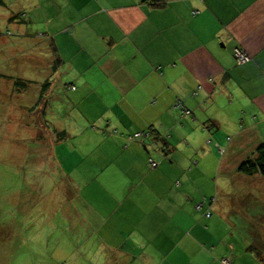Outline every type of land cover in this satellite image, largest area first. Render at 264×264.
I'll list each match as a JSON object with an SVG mask.
<instances>
[{
  "label": "crops",
  "instance_id": "1",
  "mask_svg": "<svg viewBox=\"0 0 264 264\" xmlns=\"http://www.w3.org/2000/svg\"><path fill=\"white\" fill-rule=\"evenodd\" d=\"M156 1L0 0L15 32L0 35V66L8 70L2 89L28 82L18 99L3 102L4 113L34 108L32 142L48 147L51 168L68 163L71 152L81 155L69 161L70 172L78 170L71 194L100 220V246L129 264L142 251V264H180L175 236L196 227L201 199L214 194L221 203L210 209L231 219L223 207L228 188L251 179L261 190L264 183V175L239 170L264 144V0ZM235 48L250 59L238 62ZM52 106H61L53 113L63 122L38 125L40 111ZM143 131L150 138H128ZM250 195L236 198L233 210L246 231ZM242 243H225L218 255L264 264L238 254L255 248ZM201 248L204 259L189 256V264H220Z\"/></svg>",
  "mask_w": 264,
  "mask_h": 264
},
{
  "label": "rangeland",
  "instance_id": "2",
  "mask_svg": "<svg viewBox=\"0 0 264 264\" xmlns=\"http://www.w3.org/2000/svg\"><path fill=\"white\" fill-rule=\"evenodd\" d=\"M6 12L0 11V35L12 36L15 32L4 23ZM12 52L8 50L7 55ZM1 59L0 50V63ZM13 62L15 61H12L10 70ZM28 70L30 73L29 68ZM6 71L8 70L4 66H0V113L6 110L3 102L11 98L18 99V93L25 91L28 84L18 78L15 86L12 82V89L3 90L1 81L4 78L1 73ZM13 72L18 74L17 67ZM26 105L21 109L16 105L6 115L0 114V264H129L126 261L128 258L121 257L120 254H110L113 250L109 251L104 246H100L102 234L96 231L100 220L93 214L91 216L83 211L81 202L71 194H76L75 186L69 184L71 180H76L71 175H76L78 170L70 172L69 164L72 166L75 163L69 161L74 160L75 155H81L71 152L70 158L66 157L68 163L61 159L57 162L56 169L51 168L44 153L48 147L42 140L39 144L32 142L37 130L35 126H29L28 113H35V110ZM60 108L61 106H52L51 111H48V108L41 110L39 119L36 118L39 120L38 125L54 122L55 126H59L63 122V114L56 115L53 110L59 111ZM15 117H18V120ZM31 124L33 125L32 121ZM69 144L76 145L75 139L71 138ZM41 146L42 153L38 150ZM49 171L55 175L53 178L48 177ZM60 171L63 176L59 174ZM252 181L249 179L245 183L231 185L223 197V207H226V215L231 214V219L210 209L217 199L214 194L206 195V199H201L202 202H199L201 208L197 210L196 227L184 228L175 236L177 242L172 251L174 255H181L180 264H189V256L204 259L203 256L206 254L201 247L213 258H219L220 264H224V259L226 264L228 262L231 264L229 251L226 255H218V252L224 249L225 243L240 242L255 247L253 249L255 255L252 250L249 252L236 250V253L238 251V254L248 259L264 262V216H262L264 215V183L260 190L258 186L251 184ZM241 195L243 197L250 195L245 197L247 204L243 213L249 231H246L242 221H239L240 212L239 214L233 212L237 210L235 199ZM216 203H221L220 198ZM207 213L210 215L207 216ZM202 216L211 218L203 222L200 220ZM234 220L239 222L235 225ZM196 243L201 247L199 245L196 247ZM149 251L154 252V249L150 248ZM244 251L248 255H245ZM163 253L166 260L170 249L163 250ZM236 253L233 256L236 257ZM142 254L143 251L140 255ZM141 256L135 257L131 264H142ZM142 260L146 262L145 259ZM244 260L241 258L237 264L244 263ZM248 262L245 264H249ZM155 263L166 264L163 260L153 264Z\"/></svg>",
  "mask_w": 264,
  "mask_h": 264
},
{
  "label": "built area",
  "instance_id": "3",
  "mask_svg": "<svg viewBox=\"0 0 264 264\" xmlns=\"http://www.w3.org/2000/svg\"><path fill=\"white\" fill-rule=\"evenodd\" d=\"M233 54H234L235 59L238 62H246L250 59V56L247 54V52H245L244 50H242L240 48H235L233 51ZM176 106L181 108L183 114H189V110L182 103L178 102V104ZM149 137H150L149 131L137 132L133 135L128 136V138L131 140H136V139H140V138H149ZM148 163H149V166L151 168L157 166V162L155 160H153L152 158L149 159ZM197 208L198 209L201 208V205L198 204ZM209 215H210V213H207V216H209ZM225 262H226V260L224 259L223 263L226 264ZM228 264H229V262H228Z\"/></svg>",
  "mask_w": 264,
  "mask_h": 264
},
{
  "label": "trees",
  "instance_id": "4",
  "mask_svg": "<svg viewBox=\"0 0 264 264\" xmlns=\"http://www.w3.org/2000/svg\"><path fill=\"white\" fill-rule=\"evenodd\" d=\"M154 2L157 1L154 0ZM239 170L246 174H252L254 172H258L264 175V144L258 146L255 157H249L240 164Z\"/></svg>",
  "mask_w": 264,
  "mask_h": 264
}]
</instances>
